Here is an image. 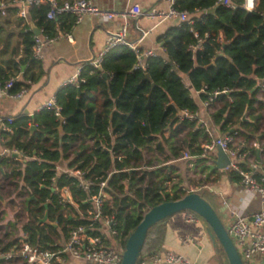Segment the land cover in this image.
Wrapping results in <instances>:
<instances>
[{
    "label": "trees",
    "instance_id": "obj_1",
    "mask_svg": "<svg viewBox=\"0 0 264 264\" xmlns=\"http://www.w3.org/2000/svg\"><path fill=\"white\" fill-rule=\"evenodd\" d=\"M26 1L0 0V4L3 2L8 15L17 13L18 4ZM217 1L175 0V8L189 13L216 8L213 13L190 17L168 28L158 38L163 54L144 58L142 66H137V53L124 45L106 51L98 68L83 65L79 74L84 81L63 86L55 96L64 118L62 131L53 111L46 108L33 117H14L8 129L0 131L3 149L33 157L12 167L8 163L12 160L10 154L0 157V166L7 169L2 172L0 194L12 204L15 197L22 198L26 216L21 230L27 233L31 244L55 250L61 246L59 227L64 239L72 228L81 225L91 224L93 230L88 228L87 233L96 235L100 234L95 229L102 227V219L112 217L116 230L112 237L116 246L123 249L147 210L190 193L183 179L170 184L171 174L167 169L171 165L167 162L178 159L186 151L196 156L195 163L203 162L200 168H208L207 158H198L199 145L207 139V134L196 121L179 117L182 110L190 113L199 110L194 92H199V98L204 101L213 91H219L216 100L220 106L211 114L214 124L226 132L238 125V135L245 139L244 148L249 154L255 153L247 143L264 137L262 132L263 136L257 138L264 101L254 106L257 100L253 90L254 75L264 77V0H259L253 11L242 8L241 0H232L237 4L233 9ZM48 9L47 4L28 7L30 20L43 35L53 37L57 26L63 28L67 17L70 19L65 30L74 23V17L67 14L59 15L56 20L47 19ZM8 19V16L0 18V28ZM15 19L17 24L24 20L17 16ZM18 34L19 59H16L17 46L6 52L5 41L0 50V84L13 79L9 93L28 89L30 83L43 75L40 60L33 56L34 32L23 22ZM220 34L224 44L218 41ZM3 53L8 54L3 58ZM183 75L189 86L184 83ZM247 110L252 120L248 123L242 121ZM31 124L36 127L32 133ZM66 159H69L68 168L79 170L83 179L92 182L87 191L79 186L78 177L68 172L57 174V163ZM241 167L245 169L244 164ZM227 174L233 182H239L237 171L228 169ZM104 179L106 197L102 218L92 221L88 218V212L93 210L90 198L98 193L99 182ZM196 181L204 183L202 178ZM62 188L68 190L74 204L62 201ZM45 212L47 221L40 222ZM162 222L148 230L139 259L161 249ZM6 237L8 234L0 238V253L18 244L16 239ZM109 243L111 240L105 241L106 245ZM3 261L0 258V264Z\"/></svg>",
    "mask_w": 264,
    "mask_h": 264
},
{
    "label": "crops",
    "instance_id": "obj_2",
    "mask_svg": "<svg viewBox=\"0 0 264 264\" xmlns=\"http://www.w3.org/2000/svg\"><path fill=\"white\" fill-rule=\"evenodd\" d=\"M89 1L97 8L114 12L117 14V16L110 20H102L95 15H85L80 21H76L74 18V23L70 26L69 29L65 30L64 28L69 23L70 19L69 17H67L65 18L63 28H59L58 25L56 34L53 37H47L43 35L42 31L40 32V29H38L30 20L28 13L29 5H26L25 3L18 4L19 9L17 13H8L7 15V13L5 14L4 11V5L2 4L3 2H1L0 5L1 9L4 11V14H0V18L8 16L9 19L6 23H3V27L0 28V50L3 49V42L5 41L7 42L6 52L11 51L12 47L17 46L18 55L16 56V59H19L21 57V39L19 37L18 31L20 30L21 25L24 22L27 23L30 28L36 27L40 32L39 38L41 41L40 57L36 59L40 60L41 62L43 75H41V77L37 81L30 83L28 89H26V92L18 98L0 94V131L2 130V120L5 117H18L21 115L33 117L35 113H38L42 108H45L44 104L48 100L55 98L56 93L59 89H61L65 85H73L67 84L66 81L71 77L76 76L83 65L89 64V62L93 58L97 57L104 51L109 34L111 32H116L124 21L128 23V32L126 36L127 40L135 44L143 52L146 50H152L156 54H163L161 42L158 41L159 36L164 34L168 28L176 26L180 23V21L176 17L161 20L159 18H151L146 15H140L137 17L129 15H126L125 17L122 16V13H126L134 4H138L142 12H146L152 8L167 10L169 6V2L167 0ZM23 7L26 12L24 16L20 14V10ZM205 13L208 12L196 9L193 13H189V18H199ZM65 14L73 16L70 13ZM15 16L23 17L24 20L21 23L17 24ZM58 23H60L61 25V21H57V24ZM218 38H221V43L224 44L225 41L222 34H220ZM196 48L197 47H195L194 49ZM198 48L200 49V47ZM7 54L8 53H3L2 57L4 58ZM219 54H222V52L219 51ZM25 68L26 66L23 65L22 70H24ZM17 77L19 79L21 78L20 75H17ZM254 78L256 80V84L253 90H256L255 97L257 100L254 103V106H257L258 103L264 101V86H262L264 77H256L254 75ZM183 81L186 85L189 86L186 75H183ZM193 96L199 105L197 114L201 119H205L208 121L212 131V136H224L226 134V131H223L218 125L214 124L211 118V114L220 106V101L216 100L212 104V106L207 109L203 106V101H201V99L199 98V92H194ZM248 112L249 110L245 111L242 115V118L244 116V119H242L243 122L248 123L252 121L250 116H248ZM261 112L262 119L257 138L258 136L262 137V132H264V110H262ZM57 120L59 121V118H57ZM30 126H32V124ZM230 128L239 129V126L235 124ZM35 130L36 127L34 130L29 131L30 133H32ZM59 130L62 131V128ZM208 138L209 136L207 135V139ZM262 139L263 140L259 141V144L262 147H256L255 153H250L249 156L251 159L253 158L259 161L264 171V137ZM253 141H255V139L248 141V146H250ZM256 141L258 140L256 139ZM4 150L5 149H3L0 145V157H3L4 154L1 155V152H3ZM216 152L217 149L213 150L211 152V156H209L207 161H205V165L207 167L209 164H212V160L216 158ZM19 153L21 156V160L17 161L13 158V156H11L12 160L8 162L10 165L9 167L15 165L16 162H25L28 159L33 158L25 157L24 154L20 151ZM69 157H71V153L69 154ZM196 160L197 158L192 157L190 159L178 158L168 161L167 164L171 165V168L167 169V171L171 174L170 184L172 182L177 183V180L183 179L184 184L188 186V190H190V192H198L199 189L204 187H209L211 188V190L216 191V194H219L222 199V206L220 208L228 211L231 222V207H225L224 203L234 202L237 205L240 204L241 200L233 196L234 191L240 188L239 183L233 182L228 177L227 169H225V172L213 169L216 172L211 173L213 170H210L209 167L204 170L200 169V166L201 164H203V162L195 163ZM179 161H183V164L182 162L179 163ZM68 162L69 159H66L61 160L57 163V174H60L62 172H71V170H73L72 168H68ZM183 167L185 170L184 172H182ZM4 169H6L5 166H0V181L2 180V172ZM208 173L210 174L208 178H206V180L204 179V183L196 181L199 178L203 179L206 175H208ZM2 197L4 199V202L0 200V238H4V235L8 234V237H6L5 239L11 238L12 240L16 239L18 241L23 235L21 227L25 221L21 223L17 220V210L16 212H13L12 206L16 209L22 207L21 211L25 213L23 209L24 205L21 201V205H19V202L17 203L15 199L16 197L14 198L13 204L7 203L4 196ZM259 207V202L255 199L247 209L248 211H253L257 210ZM190 212L191 211L188 210L178 212L162 222V227L164 228V241L159 251L161 253L170 251L175 254L184 255L195 264H228L227 258L219 243L217 241H212L208 232V225L206 224V222L195 213L193 215ZM190 214L192 216V219H188ZM46 221L47 219L44 222ZM57 231L60 234L62 245L65 242V239L63 238L60 227L57 229ZM101 232L105 235L106 241L111 240L113 235L105 225H102ZM183 238H188L189 242H182ZM111 244L112 242L109 243L110 246ZM11 260L12 261L5 260L1 264H16L17 261L21 262L19 258H12ZM262 261L263 260L260 257H256L255 261L251 264H260V262ZM86 263L89 262L68 257L63 264ZM149 264L172 263L160 261L155 263L150 262Z\"/></svg>",
    "mask_w": 264,
    "mask_h": 264
},
{
    "label": "built area",
    "instance_id": "obj_3",
    "mask_svg": "<svg viewBox=\"0 0 264 264\" xmlns=\"http://www.w3.org/2000/svg\"><path fill=\"white\" fill-rule=\"evenodd\" d=\"M169 6L167 10H160L152 8L146 12H142L138 4H134L126 12L122 13V16L126 15L137 17L140 15H146L151 18L166 19L176 17L180 22L189 19V13L187 10H178L174 7L175 0H167ZM259 0H241V7L247 11L255 10ZM217 3L227 6L229 8H236L237 4L232 0H218ZM26 5L30 4H47L49 9L46 14L47 19H54L59 15L70 13L74 16L76 21H80L85 15H95L102 20H110L117 16L116 13L111 11H105L97 8L89 0H27ZM0 13L4 14V11L0 8ZM24 7L20 10L22 16L25 15ZM121 16V15H120ZM264 20V15H263ZM41 32V30H40ZM128 32V23L124 21L116 32H111L107 38V43L104 51L97 57L93 58L89 65L93 68H98L102 55L109 49L124 45L132 49L137 53L138 63L137 66L143 65V59L149 56L155 55L152 50L140 51V49L129 42L126 38ZM221 42V38H218ZM41 41L39 35L35 36V44L33 47V56L35 58L40 57ZM80 71L76 76L71 77L66 81L67 84L78 85L79 82H83V77L80 76ZM13 85V79L6 81L3 85L0 84V94L9 95L11 97L18 98L25 92V88H21L17 92L9 93V89ZM264 86V81L262 83ZM225 91V90H224ZM223 91V92H224ZM219 91H213L209 94L208 98L203 101V106L209 109L216 101ZM45 108L53 111L57 118L61 117V107L56 103L55 98L48 100L44 104ZM180 118H186L191 121H196V124L203 128L204 132L209 136L208 139L201 141L199 145L200 153L198 158H207L208 154L218 147L229 158V165L226 169H232L238 172L240 176L239 185L240 188L233 193L234 197L241 200L240 204L234 202L224 203L225 207H231V222L226 228L227 234L231 238L236 250L238 251L243 264H251L255 261L256 257H260L263 261L260 264H264V171L261 164L256 159H251L248 150L245 147V139L238 135L237 129L230 128L224 136H212V131L207 120L201 119L197 112L190 113L186 110H182L179 113ZM14 119V117H5L2 121V130L8 129V124ZM228 127V126H227ZM249 147H262L259 141H253ZM264 147V146H263ZM259 149V148H258ZM12 153H19L18 150L9 151L5 149L1 152V155H11ZM20 154V153H19ZM196 158L191 156L188 152H183L179 157L180 159ZM15 160H21V156H14ZM244 164L245 169L241 167ZM73 176L78 177L79 186L87 191L92 184L90 180L83 179L82 173L79 170H71L68 172ZM106 186V179L99 182V191L97 194L92 195L90 201L93 205V210L88 212L89 219L92 221L100 220L102 218V205L103 199L106 194L103 192V188ZM55 189V188H54ZM194 192V191H192ZM62 201H70V194L66 188L61 189ZM259 202L260 207L257 210L248 211V207L253 200ZM194 215L193 212H190ZM188 219H192V216ZM102 225H105L112 235L116 234V230L113 228L112 217H105L102 219ZM93 230L91 224L88 227L77 226L69 231L65 242L55 250L42 249L37 245H33L28 241L27 233L23 232V235L18 240V244L15 248L10 249L8 252L0 253V258L4 260L19 258L23 264H54L65 263L68 257L76 260H82L91 264H119L121 255L117 250L109 245L105 244L106 237L101 232V227L96 228L100 234L88 235L87 230ZM182 242H189L188 238H183ZM164 261L166 263L176 264H195L193 261L186 258L184 255L175 254L170 251L164 253L156 252L148 257L138 258L136 264H149Z\"/></svg>",
    "mask_w": 264,
    "mask_h": 264
},
{
    "label": "water",
    "instance_id": "obj_4",
    "mask_svg": "<svg viewBox=\"0 0 264 264\" xmlns=\"http://www.w3.org/2000/svg\"><path fill=\"white\" fill-rule=\"evenodd\" d=\"M216 7L207 10L208 13H213ZM35 35H39L40 32L36 27L31 28ZM106 77V75L104 74ZM244 119V116L243 118ZM64 118H59V129L62 128ZM35 126H30L29 130L32 131ZM19 153H12L11 156H19ZM229 158L218 147L216 152V158L212 160V164L208 167L210 170L217 169L225 172L226 167L229 165ZM0 200L4 202L3 197L0 195ZM191 211L197 216L201 217L208 225V232L212 241H217L224 251L228 264H243V261L236 250L231 238L227 234L226 228L223 225L218 213L212 207V205L201 196L198 192H190L183 197L162 202L153 206L147 210L135 229L128 236L124 245L121 260L119 264H136V261L142 250L146 235L150 227L158 222L166 220L181 211ZM47 219V213L45 212L40 222H44Z\"/></svg>",
    "mask_w": 264,
    "mask_h": 264
},
{
    "label": "rangeland",
    "instance_id": "obj_5",
    "mask_svg": "<svg viewBox=\"0 0 264 264\" xmlns=\"http://www.w3.org/2000/svg\"><path fill=\"white\" fill-rule=\"evenodd\" d=\"M208 156H211V152L208 154ZM180 162H182V164H183V161H179V163ZM200 169H202V168H200ZM184 171L185 170H184V167H183L182 172H184ZM204 179H205V177L203 178V180ZM198 193L201 196H203V198H205L212 205V207L218 213L219 218L221 219L223 225L225 226V228H227L230 225V216H229V213H228L227 210H224V209L220 208L222 206V199L219 196V194H216V191L211 190V188H209V187H204V188L199 189ZM15 199H16L17 203L19 202L18 204L21 205L20 201L22 200V198H18V199L15 198ZM21 209H22V207L21 208L19 207V208L16 209V208H14L12 206V211L13 212H16V210H17V214H18L17 220L19 222L23 223L25 221V213H23V211H21ZM111 242H112L111 246L114 247L117 250V252L121 255L123 249L119 248L118 246H116L113 237L111 238Z\"/></svg>",
    "mask_w": 264,
    "mask_h": 264
}]
</instances>
